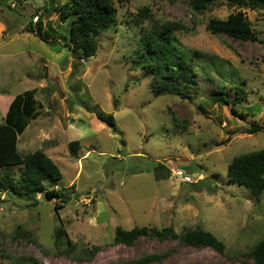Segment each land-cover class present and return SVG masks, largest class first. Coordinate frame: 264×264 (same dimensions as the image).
<instances>
[{"label": "rangeland", "instance_id": "374dc122", "mask_svg": "<svg viewBox=\"0 0 264 264\" xmlns=\"http://www.w3.org/2000/svg\"><path fill=\"white\" fill-rule=\"evenodd\" d=\"M64 1L0 0V123L9 98L35 90L41 113L18 137V150L45 152L62 174L56 190L68 197L55 212L60 201L43 194L0 192V264L23 257L43 264H138L148 254L162 255L148 264H252L246 254L264 240V192L255 199L229 182L225 169L235 156L264 148L263 132H245L264 126V11L227 0H213L203 14L190 0H111L118 29L98 37L94 57L78 60L66 46L70 23L59 19ZM142 7L151 17L133 24ZM238 11L257 41L206 30L210 19ZM39 20L45 41L36 34ZM153 22L181 25L174 39L203 55V69L192 78L186 70L165 72L190 99L153 96L149 78L125 63L128 36ZM236 87L245 96L234 103ZM109 115L112 127L98 118ZM9 171L18 177L21 169ZM199 179L208 188L195 189ZM117 226H171L178 235L200 226L223 241L225 251L172 238L113 244ZM57 229L67 238L56 240Z\"/></svg>", "mask_w": 264, "mask_h": 264}, {"label": "trees", "instance_id": "16d2710c", "mask_svg": "<svg viewBox=\"0 0 264 264\" xmlns=\"http://www.w3.org/2000/svg\"><path fill=\"white\" fill-rule=\"evenodd\" d=\"M212 1L190 0V5L197 13L203 14L210 7ZM227 1L239 9L264 11V0ZM43 8L46 11L54 10L53 7L45 6ZM58 10L62 23H70L66 46L70 47L71 52L78 60L94 57L98 47V37L106 31L118 29L117 8L111 0H65ZM150 17L149 8L142 7L134 15L133 24L137 20ZM48 27H50L49 24ZM35 29L38 38L45 41L41 20L35 25ZM181 29V25L173 22L165 24L153 22L150 26L141 28L137 33L138 36L133 31L124 44L126 48L123 53L125 63L129 64L134 71H139L141 76L149 78L148 87L150 93L155 97L174 95L182 99H190L191 97L185 95L177 83L165 76V72L186 70L191 73L187 77L192 78L203 69L199 63L203 55L182 48L172 36ZM206 30L212 35H225L241 42L258 40L256 32L242 11L230 14L224 20L210 19ZM27 31L33 33L30 25L27 27ZM34 94L35 90H31L14 96L0 123V171L4 170L0 176V192L26 196L43 194L47 201H60L54 205V211L58 212L62 208V204L67 203L68 197L56 190V186L62 178L57 164L42 150L22 153L17 146L18 137L29 122L36 120L41 113L42 107L34 99ZM244 96V89L236 87L234 103L238 98L242 99ZM223 102L228 101L223 100ZM98 118L108 127L113 126L111 115L106 118L98 116ZM172 120L174 121L173 117ZM259 131L264 133V126L253 124L245 130L246 134H254ZM77 145L76 141L69 144L71 153H75ZM13 167L21 169L18 177L9 171ZM225 171L229 182L245 188L255 199H260L264 192V148L235 156L226 166ZM22 234L28 236L26 232H22ZM54 236L56 240L63 236L67 238L63 229L55 230ZM140 237L157 240L172 238L189 247L209 248L219 254H223L225 251L224 242L200 226L185 229L180 235L175 233L171 226L160 230L146 226L125 230L117 226L113 232L112 243L129 246ZM67 247L68 250L74 247L71 240L67 239ZM92 253L93 251L89 252V255ZM246 256L252 260V264H264V240L257 242ZM161 259L162 255L148 254L136 260V263L148 264L150 261H160ZM14 261L18 264H43L33 257H23Z\"/></svg>", "mask_w": 264, "mask_h": 264}, {"label": "water", "instance_id": "95a60500", "mask_svg": "<svg viewBox=\"0 0 264 264\" xmlns=\"http://www.w3.org/2000/svg\"><path fill=\"white\" fill-rule=\"evenodd\" d=\"M195 189H201V188H208V182L206 180L199 179L196 183H194Z\"/></svg>", "mask_w": 264, "mask_h": 264}, {"label": "built area", "instance_id": "2783aa9c", "mask_svg": "<svg viewBox=\"0 0 264 264\" xmlns=\"http://www.w3.org/2000/svg\"><path fill=\"white\" fill-rule=\"evenodd\" d=\"M177 175L181 176L182 172L181 171H177ZM183 178H184L183 180L186 181V182L190 181V178L187 177V176H184Z\"/></svg>", "mask_w": 264, "mask_h": 264}, {"label": "crops", "instance_id": "0c3cea01", "mask_svg": "<svg viewBox=\"0 0 264 264\" xmlns=\"http://www.w3.org/2000/svg\"><path fill=\"white\" fill-rule=\"evenodd\" d=\"M13 98H14V97L9 98L8 101L6 102V110H7V107H8V105L10 104V102L12 101ZM2 120H3V118H2Z\"/></svg>", "mask_w": 264, "mask_h": 264}]
</instances>
